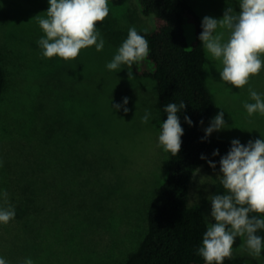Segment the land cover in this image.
<instances>
[{
    "label": "rangeland",
    "instance_id": "rangeland-1",
    "mask_svg": "<svg viewBox=\"0 0 264 264\" xmlns=\"http://www.w3.org/2000/svg\"><path fill=\"white\" fill-rule=\"evenodd\" d=\"M190 1L203 18L220 19L226 7L240 10V0ZM109 7L126 36L133 26L138 32L154 28L136 0L122 6L109 0ZM48 8V0H0V61L10 81L0 101V192L7 191L15 209L12 221L0 223V257L8 264L28 258L34 264H121L147 232L150 203L168 172L170 153L158 140L163 122L156 82L132 66L109 70L123 41L112 44L98 26L102 51L93 46L70 61L44 57L38 45L44 33L35 17ZM186 31L191 44L193 27L187 24ZM221 68L208 55L206 77L216 106L204 131L224 111L227 126L212 137L264 139V115L249 116L243 106L253 102L249 87L264 96V71L237 89L221 80ZM146 111L149 120L142 123ZM57 122L55 138L42 140ZM28 126L40 132L39 141L27 140ZM220 174L201 166L191 183L189 204L203 207L208 224V197L216 194ZM63 202L69 211L57 223ZM0 205L7 206L2 199ZM244 243L237 237L232 256L264 264V250L254 256Z\"/></svg>",
    "mask_w": 264,
    "mask_h": 264
},
{
    "label": "clouds",
    "instance_id": "clouds-1",
    "mask_svg": "<svg viewBox=\"0 0 264 264\" xmlns=\"http://www.w3.org/2000/svg\"><path fill=\"white\" fill-rule=\"evenodd\" d=\"M48 2L45 15L35 17L44 33L38 41L44 57L70 61L77 59L82 50L93 46L97 52L104 49L105 40L97 25L110 15L109 0ZM239 9L237 12L226 7L220 19L205 16L199 40L211 59L222 65L219 71L221 80L242 89L264 71V0H240ZM149 52L148 40L133 26L106 67L111 71L119 70L122 65L130 68L134 63L146 59ZM127 74L131 80L133 73L128 71ZM248 91L253 101L243 105L248 115H264V96L251 87ZM128 103L125 97V113L129 111L126 107ZM114 107L119 111L121 105ZM186 107L184 102L179 105L170 102L164 108L167 119L162 123L158 140L163 150L173 156L182 149L184 129L178 114ZM149 116L150 113L146 111L141 122L148 123ZM185 121L190 126L193 123L188 116H185ZM226 126L224 111H221L205 129L204 139L224 130ZM231 145L229 152L219 162L220 182L226 194L208 197L213 222L209 224L202 246L198 249L205 264H224L225 259L232 256L237 237L245 238L242 247L246 246L254 256H260L264 250V237L257 235L259 230L264 229V218H260L264 217V139L249 141L247 146L233 140ZM213 155L219 156V150H215ZM201 159L207 158L202 155ZM208 163L212 169H216L215 163L211 160ZM0 199L7 204L6 207L0 205V223L7 224L15 218V209L8 203L6 190L0 192ZM0 264L8 262L0 257ZM24 264L34 262L28 258Z\"/></svg>",
    "mask_w": 264,
    "mask_h": 264
},
{
    "label": "trees",
    "instance_id": "trees-1",
    "mask_svg": "<svg viewBox=\"0 0 264 264\" xmlns=\"http://www.w3.org/2000/svg\"><path fill=\"white\" fill-rule=\"evenodd\" d=\"M110 1L114 6H122L129 0ZM136 1L142 13L153 18L154 28L139 32L148 40L150 52L146 59L132 65L134 72L156 82L162 122L167 119L164 108L168 103L179 105L184 102L187 107L178 114L184 129L182 149L176 156L170 153L167 175L148 209V230L136 250L121 264H205L198 249L202 246L209 224L203 207L189 204L191 183L201 166L212 169L209 160L217 165L216 169H220V159L229 152L232 141L212 136L204 139L203 125L213 114L216 101L206 77L208 54L199 40L203 17L190 0ZM187 24L193 27L191 44L187 39ZM97 26L114 45L127 37L118 28L111 12ZM9 87V73L0 61V101ZM55 96L58 97V93ZM185 116L193 122L191 126L185 121ZM51 126L50 132L45 130L47 134L42 140L45 137L49 141L55 138L60 127L58 122L56 126L54 123ZM34 130L31 126L26 128L27 132L30 131L28 141H39L40 132L36 134ZM241 144L247 146L248 143ZM215 150H219V156L213 155ZM202 155L207 159H201ZM215 189L216 194H226L220 181ZM64 205L63 202L60 205L63 208L56 211V214L59 212L57 223L69 211V204ZM257 235L264 237V229L259 230ZM224 264L258 263L253 258L231 256L225 259Z\"/></svg>",
    "mask_w": 264,
    "mask_h": 264
}]
</instances>
